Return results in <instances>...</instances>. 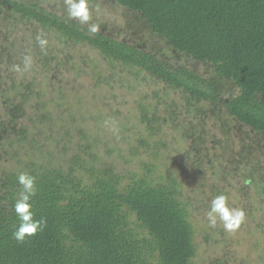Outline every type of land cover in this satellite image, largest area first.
<instances>
[{
  "label": "trees",
  "instance_id": "trees-1",
  "mask_svg": "<svg viewBox=\"0 0 264 264\" xmlns=\"http://www.w3.org/2000/svg\"><path fill=\"white\" fill-rule=\"evenodd\" d=\"M115 1L183 60L173 63L103 26L92 33L62 6L54 12L36 0H0V264H196L205 240H198L194 218L220 194L244 211V232L264 233V0ZM20 22L33 24L25 38ZM51 30L65 46L85 42L109 66L181 90L184 112L164 101L159 116L155 101L139 103L137 122L129 127L117 118L115 142L100 140L73 111L70 90L49 81L67 60L63 48L59 57L55 44L37 42ZM25 56L34 62L24 70L28 76L13 67L23 70ZM82 65L67 68L80 74ZM126 87L134 90L130 82ZM165 118L185 141L182 157L169 156L166 138L155 141ZM142 152L155 162L166 159L164 167L147 162L129 169L112 161ZM20 172L36 177L31 210L46 221L23 243L12 237ZM210 229L203 237L211 252L226 251L228 231L219 222Z\"/></svg>",
  "mask_w": 264,
  "mask_h": 264
},
{
  "label": "rangeland",
  "instance_id": "rangeland-1",
  "mask_svg": "<svg viewBox=\"0 0 264 264\" xmlns=\"http://www.w3.org/2000/svg\"><path fill=\"white\" fill-rule=\"evenodd\" d=\"M36 1L47 10H52L54 12H57L59 6H62V11L66 13L64 0ZM88 3L92 17L89 24L99 25V30H101L103 26V31L118 39H134L139 45H143L146 49L152 51H158L161 57L173 63L183 60V55H177V53H173L169 50V44L164 38L152 34L144 26L141 28L137 18L134 17L136 13L119 5L115 0H94L92 2L88 1ZM62 11L60 13L63 14ZM89 24L84 25L89 27ZM17 26L18 33L22 35V38L32 33L33 24L31 23L20 22ZM44 35L45 37L43 39L47 40V45L52 46L55 44L56 47H58L56 54L59 57L65 56V54L59 52L60 48H63L67 55V60L60 66V70L59 68L55 70L57 76L50 74L49 81L54 82L56 85L64 86L66 90H70L69 97L73 103V111L81 118L80 122H82L85 127L94 131H99L98 134L101 135L99 136L100 140H114L112 133L115 129V119L117 118L121 119L123 122L126 121L129 127L137 122L135 115L137 114L136 110L139 108V103L151 105L150 103L155 101L157 103L155 106H158L159 109V111H157L159 116L164 115L162 111L164 101H167L169 105H178L177 112H184L181 109V106L185 104L181 90L172 89L145 72H137L135 74L136 71L133 68L121 64H116V67L109 66L105 59L99 55L98 51L85 42L69 41L68 44L66 43L67 46H65L64 43H61V41L57 39L56 36L58 35L53 30L44 33ZM52 53L53 52H51V55ZM81 61H84V63H82L83 65ZM53 62H55V60H53ZM78 64L82 65L80 74H78L79 72L77 73V70L67 68L76 67ZM33 65L34 62H32L31 68L34 67ZM107 67H110L109 71ZM195 67L202 73L207 72V69L200 64H196ZM28 71H30V69H28ZM111 73L114 75L111 76ZM21 74L28 76L24 70L19 72V75ZM209 74L210 73L207 72L205 75ZM64 78L66 80H64ZM129 82L134 85V90L127 89L126 84ZM47 92L49 94V91ZM141 95L144 99L138 100ZM166 120H168V118L161 120L162 122L159 124V130L156 131L158 138L155 141L162 138L164 140L167 139L169 144L172 143L168 152L169 156L179 155L182 157L183 153H185V141H181L180 135L174 130L175 123ZM153 124L156 125V123ZM140 125L145 127L141 122ZM100 126H102L101 129ZM137 128H139V124ZM158 144L160 145V143ZM114 157L112 161L116 166L121 167L122 164L124 168L127 167L129 169H137L148 162V164L159 166L161 170L164 167L161 163L166 161V159H161L159 163L149 160L147 154L143 152L130 158L131 160L128 162L116 156ZM167 162L173 165L168 159ZM171 167V169H174V166ZM187 174V172L183 171V175ZM191 177L194 179L192 175ZM187 192L188 189L186 188L183 193ZM232 199H234V197H232ZM235 201L237 202V200H233V202ZM194 219V225L202 230V232L197 235L198 240L201 242L205 240L203 242L204 245H200V248L204 247V249H200L199 258L197 257V259H195L197 262L196 264H264V240L257 238V235L262 236L264 233L257 234L258 232L256 233V231L253 230V226L251 230H253L254 233L244 232L248 226L241 223L238 230L227 232L229 241L227 250L222 251L220 254H214L211 252L213 248L210 242L211 240L204 239L203 237L205 231H211L209 222L205 220L207 219V212L196 214V218ZM220 226H222L221 223Z\"/></svg>",
  "mask_w": 264,
  "mask_h": 264
},
{
  "label": "clouds",
  "instance_id": "clouds-1",
  "mask_svg": "<svg viewBox=\"0 0 264 264\" xmlns=\"http://www.w3.org/2000/svg\"><path fill=\"white\" fill-rule=\"evenodd\" d=\"M67 16L75 19L80 24H89L91 13L88 0H64ZM89 31L96 33L99 31V25L89 24ZM37 42L41 47L47 44V40L37 36ZM32 66L31 56L23 58V70H28ZM17 72L22 71L19 65L13 66ZM17 182L21 186L17 193L13 211L17 217V226L12 232V237L20 243H23L27 237H32L39 231H43L46 221L43 218L36 219L32 209V198L36 195V177L27 173L20 172L17 176ZM245 218L242 209L229 206L228 197L224 194L213 197L207 211L209 225L215 227L219 221L226 231H235Z\"/></svg>",
  "mask_w": 264,
  "mask_h": 264
}]
</instances>
